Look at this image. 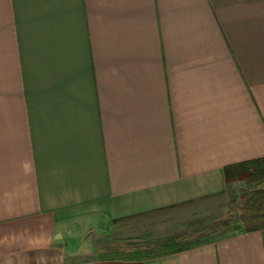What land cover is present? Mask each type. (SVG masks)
Masks as SVG:
<instances>
[{
	"label": "crops",
	"instance_id": "1",
	"mask_svg": "<svg viewBox=\"0 0 264 264\" xmlns=\"http://www.w3.org/2000/svg\"><path fill=\"white\" fill-rule=\"evenodd\" d=\"M261 159L264 0H0V264H264V228L79 247Z\"/></svg>",
	"mask_w": 264,
	"mask_h": 264
},
{
	"label": "rangeland",
	"instance_id": "2",
	"mask_svg": "<svg viewBox=\"0 0 264 264\" xmlns=\"http://www.w3.org/2000/svg\"><path fill=\"white\" fill-rule=\"evenodd\" d=\"M264 184L248 180H233L225 191L213 198L174 206L130 218L117 224L111 235L107 237L91 236L79 241V247L87 243L93 247V253H85L81 259L98 257H117L123 254L153 255L159 250L154 246L175 237L176 244L195 245L204 241L224 237L243 229L241 216L244 208V192L263 188ZM221 230L213 236L220 225ZM227 225V226H226ZM226 226V227H225ZM214 230V233H210ZM84 248V247H83ZM85 249V248H84ZM83 249H80V251ZM81 257V256H80Z\"/></svg>",
	"mask_w": 264,
	"mask_h": 264
},
{
	"label": "trees",
	"instance_id": "3",
	"mask_svg": "<svg viewBox=\"0 0 264 264\" xmlns=\"http://www.w3.org/2000/svg\"><path fill=\"white\" fill-rule=\"evenodd\" d=\"M225 175L228 182L233 180H248L249 182H256L258 184H264V159L257 160L254 162L249 163H242L237 164L234 166H229L225 169ZM244 208L246 211L241 216V223H243V229L237 227V232L241 231H249L255 229L264 228V186L260 189H254L250 192H244ZM225 225V224H224ZM224 225H220L218 229H216L215 233L214 230L210 233H214L213 236L217 235L218 231L221 230V227ZM227 226V225H226ZM225 226V227H226ZM210 235V234H209ZM206 236L204 241H200L198 244L207 243L213 241L211 236ZM215 240V239H214ZM177 240L175 237L169 240L163 241V243L156 244L154 247L157 248L159 251L156 254H152L151 252L146 254H130L117 257H127V258H150L159 254L168 253L177 251L189 246L194 245H187L183 246L182 244H176ZM195 244V245H198Z\"/></svg>",
	"mask_w": 264,
	"mask_h": 264
}]
</instances>
